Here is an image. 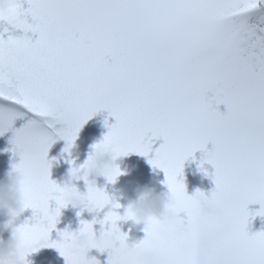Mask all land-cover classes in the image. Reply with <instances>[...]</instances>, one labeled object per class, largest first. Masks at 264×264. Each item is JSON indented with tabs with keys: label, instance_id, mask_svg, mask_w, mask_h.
<instances>
[{
	"label": "snow or ice",
	"instance_id": "6c2138e0",
	"mask_svg": "<svg viewBox=\"0 0 264 264\" xmlns=\"http://www.w3.org/2000/svg\"><path fill=\"white\" fill-rule=\"evenodd\" d=\"M100 110L115 117L111 126L105 120L102 143L118 156L147 157L163 139L148 163L163 171L181 216L165 229L150 222L129 246L117 227L121 205L110 208L103 189L88 187L96 211H108L79 230L94 235L101 225L104 239L92 247L108 252L107 264H136L145 246L158 251L159 264H264V231H246L250 215L264 217V0H18L0 17V136L13 133V167L25 175V208L33 211L17 229L24 264L41 248L56 249L66 264H99L72 253L73 233L50 239L65 205L46 157L53 135L69 152ZM198 150L201 170L215 169L212 195L229 209L223 219L199 217V191L187 195L178 179ZM250 204L260 210L250 213Z\"/></svg>",
	"mask_w": 264,
	"mask_h": 264
},
{
	"label": "clouds",
	"instance_id": "9594fccd",
	"mask_svg": "<svg viewBox=\"0 0 264 264\" xmlns=\"http://www.w3.org/2000/svg\"><path fill=\"white\" fill-rule=\"evenodd\" d=\"M17 3L18 0H0V17H7L10 10ZM95 145L100 146L92 148L91 154L82 165L69 167L63 179L62 188L64 191L61 196L65 207L71 206L73 209H79L81 213L85 210L89 213L97 211L95 205L89 200L87 192L84 194L78 191L74 186V182L83 180L87 188H97L98 178L107 180L108 176L119 170V175L115 178L116 182L119 176L126 174L121 172L116 163L117 159L122 156L117 155L115 145L103 144L102 140ZM33 154L31 151L26 153L28 156ZM24 181L23 171L13 166L6 172L4 179L0 180V214L7 217L5 223H0V233L10 230L8 239L0 238V264H24L21 259V239L17 231L21 224L17 225L16 223L27 210L23 192ZM135 192L136 199L129 200L124 208L123 215H121V221H131L133 227L139 225L145 227L150 222H155L161 229L176 226L180 223L181 216L177 212L176 200L168 188L166 193H158L154 187L144 185L137 186ZM199 193L200 195L195 199V210L199 217L202 219H223L229 215V209L225 208L212 195V192L206 194L199 191ZM115 203L110 200L108 206L111 208ZM103 239L104 237L101 234L97 236L79 230L71 235L68 246L73 254L87 256L90 250L93 249V243H100ZM134 255L136 264H159V253L154 247L145 246L137 250Z\"/></svg>",
	"mask_w": 264,
	"mask_h": 264
},
{
	"label": "rangeland",
	"instance_id": "374dc122",
	"mask_svg": "<svg viewBox=\"0 0 264 264\" xmlns=\"http://www.w3.org/2000/svg\"><path fill=\"white\" fill-rule=\"evenodd\" d=\"M35 38L36 37L34 36L33 39ZM218 108L221 113L226 111V107L223 104L219 105ZM105 120H107L108 126H111L116 122L115 117L110 116L107 110H100L95 115H93L82 126L76 140L74 141L73 147L67 153L63 151V149L66 147V141L57 137L56 135H53V140L55 142L49 148L48 155L46 157V159L51 162V167L49 169L50 180L54 181L58 186L63 187V179L69 167H79L82 165L89 154H91L93 145L99 143L107 134L108 127L105 126ZM19 126V123L14 125L15 128H18ZM62 127H64V125L58 124L56 125V130L59 131V129ZM12 134V131H9L0 136V165L4 168V170L7 168L8 171L13 165L20 162L19 151L16 150L10 143ZM69 161L72 163H69ZM126 171H131L132 173L128 174ZM121 172H124L127 176L131 177L130 190L127 194L122 193L117 188H109L111 183H108L107 186L102 187L103 183L107 181L104 178H98L96 185L98 189H103L106 192V194L110 197V200L121 205V208L116 210L119 215H123L124 208L127 206L129 200H133V182L135 180L136 174L141 173V171L124 170ZM74 186L78 191L86 194L87 185L83 180L74 182ZM55 207V201H50V209H54ZM248 210L250 213H256L260 210V205L250 204L248 206ZM107 211L108 209L106 208L99 212L89 213L85 210L81 213L79 209H73L71 206L62 208L56 227L50 234V239L54 241L58 240V233L63 231H69L73 233L78 232L81 226V221L92 222L93 219L97 221L102 220ZM77 213H80V215L78 216ZM32 217L33 211L29 208L16 223L19 225L25 221L32 222ZM6 221L7 217L3 214H0V223H5ZM249 221L250 222L246 227V231H248L249 235H255L258 232L264 231V217H253L250 215ZM108 227L109 225H105L103 230H107ZM117 227L120 228L122 233L127 235L128 239L126 243L129 246L138 243L145 237V233L143 231L144 225L133 227L131 221H119L117 223ZM93 230L95 235L99 236L101 232V225L98 222L95 223L93 225ZM9 235L10 230L4 231L0 233V238L6 240L8 239ZM87 258H95L99 261V264H105V261L107 262L108 259V252L105 251L101 253L99 250L93 248L87 254ZM26 259L29 264H66L65 259L54 248H41L39 251L30 254Z\"/></svg>",
	"mask_w": 264,
	"mask_h": 264
},
{
	"label": "trees",
	"instance_id": "16d2710c",
	"mask_svg": "<svg viewBox=\"0 0 264 264\" xmlns=\"http://www.w3.org/2000/svg\"><path fill=\"white\" fill-rule=\"evenodd\" d=\"M207 95L211 96L212 93L209 92ZM206 149L208 151H211L212 144L209 143L208 145H206ZM203 155V152L199 150L196 151L192 157L184 162L182 178L178 177V179H182L185 185L186 194L189 196L194 195L197 190L203 191L207 194L215 189V185L212 179L215 169L207 163L203 165V170H201V168L199 167ZM205 172H207L208 175H205ZM126 173L131 174L132 172L126 171ZM164 181V173L160 169H154L152 176L149 179H141L135 176L132 188L133 200L136 199L135 189L137 188V186L148 185L150 187H154L158 193H166L167 187ZM107 184L108 182L105 181L102 187L107 186Z\"/></svg>",
	"mask_w": 264,
	"mask_h": 264
},
{
	"label": "crops",
	"instance_id": "0c3cea01",
	"mask_svg": "<svg viewBox=\"0 0 264 264\" xmlns=\"http://www.w3.org/2000/svg\"><path fill=\"white\" fill-rule=\"evenodd\" d=\"M163 139L156 138L152 144V151L149 153L147 157L137 155L135 153L129 154L127 156H122L117 159L116 163L119 166L121 171L124 170H132V171H143L145 169L152 170L153 167L148 163L149 159L154 158L155 150L159 148ZM131 177L125 175H121L117 178L115 183H111L109 188H117L122 193L127 194L130 190ZM127 196V195H126Z\"/></svg>",
	"mask_w": 264,
	"mask_h": 264
},
{
	"label": "water",
	"instance_id": "95a60500",
	"mask_svg": "<svg viewBox=\"0 0 264 264\" xmlns=\"http://www.w3.org/2000/svg\"><path fill=\"white\" fill-rule=\"evenodd\" d=\"M151 175H152V172L149 170H145L138 174L140 178H146V179H148Z\"/></svg>",
	"mask_w": 264,
	"mask_h": 264
},
{
	"label": "bare ground",
	"instance_id": "6f19581e",
	"mask_svg": "<svg viewBox=\"0 0 264 264\" xmlns=\"http://www.w3.org/2000/svg\"><path fill=\"white\" fill-rule=\"evenodd\" d=\"M3 164V163H2ZM6 166V165H5ZM3 169V170H2ZM7 170V168L4 170V168L3 167H1V165H0V180L1 179H4V177H5V174H6V172H8V170ZM107 258V257H106ZM107 262L105 261V264H106Z\"/></svg>",
	"mask_w": 264,
	"mask_h": 264
}]
</instances>
